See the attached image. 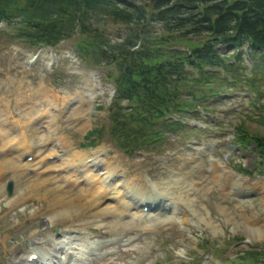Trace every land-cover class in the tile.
<instances>
[{
	"label": "rangeland",
	"instance_id": "1",
	"mask_svg": "<svg viewBox=\"0 0 264 264\" xmlns=\"http://www.w3.org/2000/svg\"><path fill=\"white\" fill-rule=\"evenodd\" d=\"M109 27L112 33L121 28ZM73 38L55 47L32 48L0 22V159H7L0 167V264H227L246 250L263 248L264 169L250 144L243 148L231 139L235 125L264 134L255 107L264 106V71L251 68L245 48L238 55L239 85L225 83L224 99L194 100L200 108L207 106L202 107L208 113L178 116L195 130L165 132L154 149L129 154L108 131L113 91L104 77L113 70L85 67L71 49ZM217 48L225 52L226 46L218 43ZM37 53L54 58L35 60ZM246 83L260 93L252 104ZM91 130L98 131L99 141L83 147V136ZM79 154L85 156L81 161L72 159ZM106 170L110 175L103 179ZM98 176L102 186L120 189L122 200L110 190L95 195L102 206L73 204L63 221H49L50 210L62 203L56 197L44 202L46 196L76 197L98 186ZM39 177L47 186L31 189ZM137 189L147 199L136 201ZM234 189L245 198H238ZM176 194L185 200L182 204ZM152 200L167 210H159ZM130 213L136 214L133 224ZM146 219L151 221H142ZM110 220L120 223L110 226ZM29 254L36 259L27 261Z\"/></svg>",
	"mask_w": 264,
	"mask_h": 264
},
{
	"label": "trees",
	"instance_id": "2",
	"mask_svg": "<svg viewBox=\"0 0 264 264\" xmlns=\"http://www.w3.org/2000/svg\"><path fill=\"white\" fill-rule=\"evenodd\" d=\"M0 21L29 47H53L76 36L71 49L85 67L112 68L104 77L113 88L108 131L129 154L157 147L165 132L180 127L173 117L198 107L194 100L204 103L227 94L225 85L238 86L242 48L251 68L264 71V0H0ZM113 25L121 28L112 33ZM247 83L257 100L260 93ZM255 107L264 125V106ZM232 131L241 145L252 143L264 166V134L242 125ZM97 133L88 131L82 146L94 147ZM229 263L264 264V247Z\"/></svg>",
	"mask_w": 264,
	"mask_h": 264
},
{
	"label": "bare ground",
	"instance_id": "3",
	"mask_svg": "<svg viewBox=\"0 0 264 264\" xmlns=\"http://www.w3.org/2000/svg\"><path fill=\"white\" fill-rule=\"evenodd\" d=\"M2 101V100H1ZM3 102V101H2ZM20 125V124H19ZM24 128V127H23ZM21 130V129H20ZM26 135V134H25ZM0 140H1V142L3 141V137L1 138V136H0ZM1 142H0V145H2L1 144ZM26 142V141H25ZM22 144V143H21ZM60 144V143H59ZM23 145V144H22ZM29 145V144H28ZM4 146V145H3ZM25 146V145H24ZM31 146V145H30ZM27 148V147H26ZM59 148V147H58ZM20 156V155H19ZM34 156V155H33ZM36 156V155H35ZM85 156L84 155H82V154H79L78 156H74L73 155V158L72 159H78L79 161H81L83 158H84ZM2 158V157H1ZM12 159H14V158H12ZM33 159H35V158H33ZM42 159L44 160V157H42ZM46 159V158H45ZM68 159V158H67ZM77 160V161H78ZM7 162V159H0V167L4 164L3 162ZM14 161V160H13ZM32 161V160H31ZM35 161H36V159H35ZM67 162V161H66ZM62 163V161L60 162V164ZM70 163H72V162H70ZM82 163H83V161H82ZM60 164H58L56 167H60V168H62L63 167V165L62 166H60ZM63 164V163H62ZM105 164V163H104ZM5 165V164H4ZM98 165V164H97ZM10 166V165H9ZM65 166V165H64ZM104 166V165H103ZM7 167H8V165H7ZM6 167V168H7ZM15 167V166H14ZM85 167V166H84ZM97 167V166H96ZM4 168V167H3ZM80 168V167H79ZM82 168V167H81ZM80 168V169H81ZM86 168V167H85ZM58 169V168H57ZM103 169V168H102ZM1 170H2V168H1ZM74 170V169H73ZM100 170V169H99ZM9 171V170H8ZM11 171H13V168L11 169ZM71 171H72V169H71ZM78 171V170H77ZM13 172H15V171H13ZM12 172V173H13ZM105 172V174L102 176L103 177V179L104 178H108L109 177V175H110V173L109 172H107V170L106 171H104ZM111 172L113 173V169H111ZM115 172V171H114ZM5 173V172H4ZM3 173V174H4ZM59 173V172H58ZM63 173V172H62ZM0 174H2L1 172H0ZM65 175V174H64ZM63 175V176H64ZM72 175V174H71ZM86 175V174H85ZM73 176V175H72ZM87 176V175H86ZM102 177H97V179H99L100 178V184L97 186H95V187H92V186H89V187H87V188H85L83 191H82V194L81 195H78V196H76V197H72V198H69V199H65L63 196H61L60 194L59 195H53V197L52 198H44V202L46 201V200H52V199H54L55 197V199H56V201L58 202V203H62V206L58 209L57 207L56 208H54L53 210L51 209L50 210V215H49V221L51 222V223H53V222H58V223H60L61 221H63V218H64V216H65V213L68 211V208H71L72 207V205L73 204H79V205H85V208L87 207V205H96V207L97 206H102V204L104 203V202H101V200H96V198H95V195L96 196H102V195H104L105 193H107V192H110V190H111V193H114L116 196L115 197H117V196H119V199H121L122 200V198H120V195H121V192H119V190H117V187H115V186H113V187H111L110 185V187H104V186H102V181H101V179H102ZM35 178V177H34ZM42 177H39V178H36V179H34L35 180V183H34V185L32 186V188L31 189H38V188H44V187H46L47 185L46 184H43L42 183V179H41ZM74 178V177H73ZM81 178V177H80ZM47 179H48V177H47ZM46 178L45 179H43V181L44 180H47ZM145 180V179H144ZM50 184H51V182H50ZM28 186V185H27ZM31 186V185H30ZM70 186V185H69ZM168 186V185H167ZM74 187V186H73ZM56 188V187H55ZM61 188V187H60ZM164 189H166V186H164ZM69 190V189H68ZM175 190H177V189H175ZM48 191L50 192V189H48ZM58 191V190H57ZM183 191V190H182ZM35 192V191H34ZM60 192V191H59ZM70 192V191H69ZM129 191L128 190H126V193H128ZM164 192V191H163ZM45 193H47V192H45ZM52 193V192H51ZM135 198H136V201H142V200H144V199H147L146 198V196H143L142 194H143V192L142 191H139L138 189L135 191ZM184 193H186V192H184ZM22 194V193H21ZM23 194H25V193H23ZM30 194V193H29ZM29 194H28V196H29ZM20 195V194H19ZM34 195V194H33ZM32 195V196H33ZM48 195V194H47ZM50 195V194H49ZM64 195V194H63ZM27 196V197H28ZM51 196V195H50ZM137 196V197H136ZM185 196V195H184ZM41 197V196H40ZM93 197L95 198V199H93ZM111 197H112V195H111ZM114 197V196H113ZM115 197H114V199H115ZM183 197V196H182ZM20 198V197H19ZM19 198H18V200L16 199H14V201L15 202H17V201H19ZM26 198V197H25ZM33 198V197H32ZM38 198H39V196H38ZM126 198V197H125ZM148 198H149V195H148ZM99 199V198H98ZM118 199V198H117ZM119 199L117 200V203H118V201H119ZM175 199L177 200V201H179L181 204L183 203V201H185V200H182V199H180V195L178 194H176V196H175ZM93 200H95V201H93ZM55 201V202H56ZM114 201V200H113ZM131 201H132V199H131ZM13 202V201H12ZM51 202V201H50ZM126 202V201H125ZM153 202V200L152 201H150V203H152ZM11 203V202H10ZM19 203V202H18ZM115 203H116V201H115ZM172 203V202H171ZM175 202H173V204H174ZM111 204V203H110ZM118 204H120V203H118ZM135 204V203H134ZM134 204H133V207H134ZM178 204V203H177ZM54 205V204H53ZM60 205V204H59ZM58 205V206H59ZM117 205V204H116ZM122 205V204H121ZM124 205V204H123ZM122 205V206H123ZM126 205V204H125ZM127 205H128V202H127ZM126 205V206H127ZM42 206H44V205H42ZM177 206H180V205H177ZM184 206V205H183ZM113 207V206H112ZM116 207H118V206H116ZM121 207V206H120ZM130 207V206H129ZM42 208V207H41ZM49 208V207H48ZM102 208V207H101ZM100 209V208H99ZM47 210V209H46ZM192 210V209H191ZM40 211V210H39ZM79 212V211H78ZM113 212V211H112ZM111 212V213H112ZM131 212V211H130ZM139 212H140V210H139ZM148 212V211H147ZM146 212V213H147ZM96 213V212H95ZM80 214V213H79ZM70 215H71V213H70ZM115 215V214H114ZM119 214H117V216H118ZM129 215V214H128ZM136 214H134V213H130V218L128 219V222L129 223H132L133 224V221H132V218L131 217H134ZM148 215H150V214H146L145 216H148ZM109 216V215H108ZM116 216V215H115ZM121 216V215H120ZM140 216H143V215H140ZM107 217V216H106ZM124 217V216H123ZM149 217V216H148ZM151 217V216H150ZM104 217H102L101 219H103ZM137 218V217H136ZM142 219V218H141ZM100 220V219H99ZM153 220H155V219H153ZM143 222H150L151 221V219H146V220H142ZM178 221V220H177ZM180 221V220H179ZM120 222H119V220H110V221H108V224L110 225V226H116V225H118ZM147 227V226H146ZM257 231V233H261V230L260 229H258V230H256ZM33 262V261H32Z\"/></svg>",
	"mask_w": 264,
	"mask_h": 264
},
{
	"label": "water",
	"instance_id": "4",
	"mask_svg": "<svg viewBox=\"0 0 264 264\" xmlns=\"http://www.w3.org/2000/svg\"><path fill=\"white\" fill-rule=\"evenodd\" d=\"M222 39H223V37H219L218 38L219 41L222 40ZM5 190H6V194H10V191H11V184H10V182L7 183Z\"/></svg>",
	"mask_w": 264,
	"mask_h": 264
}]
</instances>
